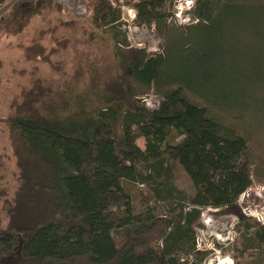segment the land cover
<instances>
[{"label": "trees", "instance_id": "1", "mask_svg": "<svg viewBox=\"0 0 264 264\" xmlns=\"http://www.w3.org/2000/svg\"><path fill=\"white\" fill-rule=\"evenodd\" d=\"M176 1L135 0V25L166 36ZM125 4L92 0L87 17L71 18L57 0H0V37L20 36L26 59L59 76L33 70L5 118L17 168L12 181L0 177V264H204L195 226L209 207L239 216L223 254L233 247L249 254L237 264H264V224L237 208L257 170L249 136L198 85L165 75L167 43L158 54L130 45ZM239 7L264 23V0H195L194 23L177 30L203 35L241 17ZM79 26L82 39L113 45L110 71L88 85L82 65L70 72L50 59L72 42L58 32ZM151 93L156 109L143 101Z\"/></svg>", "mask_w": 264, "mask_h": 264}, {"label": "rangeland", "instance_id": "2", "mask_svg": "<svg viewBox=\"0 0 264 264\" xmlns=\"http://www.w3.org/2000/svg\"><path fill=\"white\" fill-rule=\"evenodd\" d=\"M57 1L68 8L66 0ZM118 1L129 2L123 5L122 11L130 45L145 48L151 54H158L165 52L167 43L168 59L164 65L165 75H177L189 81L196 88L198 85L201 91L210 95L214 105L220 106L224 114L226 113L230 119H236L237 123L245 129L257 161V170L254 184L248 190L250 195L243 198L241 203L237 204V208L240 210L242 205L257 206L260 197L264 196V190H261L264 189V23L252 22L247 8L239 7L237 12H240L241 17L239 15L237 19L217 21L203 35L194 36L193 34L184 37L179 31H188V26L194 23V19L190 16L188 20L186 12L179 16L177 7L180 4L186 6L192 0H177L174 11L178 14L168 20V25H174L177 28L171 27L165 36L159 33L156 27L141 28L135 25L137 11L132 4L135 0ZM246 1L249 0H243L244 5ZM91 3L92 0H77L76 9L68 8L69 16L71 18L87 17ZM132 12L134 16H131ZM45 26L41 22L38 27L41 31V28ZM257 29L262 31L261 37L254 32ZM58 35L68 36L72 42L66 50H60L51 55L50 59L53 63L63 64L70 72L82 65L86 73V85L93 80L99 81L107 75L114 57L111 43L103 40L93 42L88 37L82 39L84 34L80 26L62 28ZM50 40L48 35L45 44L50 46ZM186 42L190 44L189 50L183 49V43ZM22 43L23 39L20 36L0 37V77L2 78L0 85V177L7 176L9 180L14 177L17 168L10 130L5 120L10 107L22 89L30 85L33 70L36 68L41 76L59 77L46 61L27 60ZM90 71H93V75ZM143 101L147 107L156 109L161 103V97L151 93L145 96ZM138 143L144 147L143 139H140ZM179 182L187 191H192L191 180L185 173L179 176ZM235 214V209L228 208L219 211L205 210L196 226L204 225L206 232L210 233L214 231L213 225H217L218 221L222 225L225 223L224 220L231 219ZM206 218L212 219V225L203 223L207 220ZM220 232L222 235H228L227 230ZM231 248L227 249L224 255H230L235 264L248 259V253L240 256L238 252H234L233 247Z\"/></svg>", "mask_w": 264, "mask_h": 264}, {"label": "built area", "instance_id": "3", "mask_svg": "<svg viewBox=\"0 0 264 264\" xmlns=\"http://www.w3.org/2000/svg\"><path fill=\"white\" fill-rule=\"evenodd\" d=\"M65 1V0H64ZM190 2V1H189ZM187 3L186 6L183 4H180L177 7V10H179V16L184 14V12L187 13L186 17L190 18L189 11L192 9L195 0H192L190 3ZM65 3L67 4L68 8L70 10L76 9L78 4L77 0H66ZM186 10V11H184ZM177 12H175V15L177 16ZM250 188H248L239 198L237 201V204L239 205L243 198L248 197ZM261 190H264L263 188ZM260 197V196H259ZM223 208H206L202 211V213L207 211H219ZM240 211L242 214L256 218L257 221L264 224V196H261L258 200V205L255 207L249 206V205H242L240 207ZM202 215V214H201ZM207 219V218H206ZM225 223L222 225L218 221L217 225H213L215 227L214 231L208 233L206 232L207 229H205L204 225L202 226H196V248L200 251H210L206 259L204 260V264H235L234 259L230 255H224L221 248L218 246L226 245L229 242L233 241L235 237L237 236L236 232V226L239 221V216L236 213L231 217V219L224 220ZM203 223L212 225L213 221L211 218H208L206 221L204 220ZM202 223V224H203ZM222 226V227H219ZM221 230H220V229ZM227 230L228 235H222L220 231Z\"/></svg>", "mask_w": 264, "mask_h": 264}, {"label": "bare ground", "instance_id": "4", "mask_svg": "<svg viewBox=\"0 0 264 264\" xmlns=\"http://www.w3.org/2000/svg\"><path fill=\"white\" fill-rule=\"evenodd\" d=\"M131 16H134V12H132V15Z\"/></svg>", "mask_w": 264, "mask_h": 264}]
</instances>
